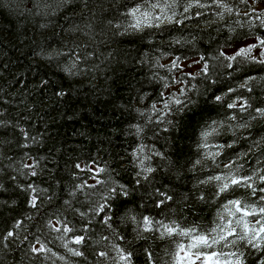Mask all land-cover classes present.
<instances>
[{
    "label": "trees",
    "instance_id": "16d2710c",
    "mask_svg": "<svg viewBox=\"0 0 264 264\" xmlns=\"http://www.w3.org/2000/svg\"><path fill=\"white\" fill-rule=\"evenodd\" d=\"M262 1L256 0L253 4V0H247L242 4L240 0H225L229 6L238 8L240 15L235 11L224 13L222 21L213 15L217 11L215 8L199 9L205 13L202 16H196L194 9L190 12L191 19L185 20L183 27L169 25L164 31L151 29L117 35L109 21L113 25L123 23L119 12L123 5H131L134 0H90L89 9L83 8L81 0H72L68 5L63 0H0V112L5 113L0 119L9 122L8 126L0 125V241L19 220L23 222L19 227L20 239L27 235L35 243L34 238L39 235L56 253V256L50 253L33 256L27 251L26 243L20 244L19 239L10 238L7 250L0 243V264H112L95 255L96 251L105 250L103 241L97 243L101 233L131 251L132 264H147L145 249L151 250L153 264H165L171 261L166 250H174V239H161L158 232H141L144 237L141 239L133 231L134 226L130 222L122 223L119 215L131 210L138 219L148 215L166 224L175 221L181 226H198L199 229L219 223L217 213L224 211L220 207L224 201L197 199L200 193L194 185L206 175L219 172L223 163L235 158L234 153H248L252 141L264 137V120H252L247 129L239 131L238 136L247 139H238L234 151L225 150L219 168L212 166L211 161L206 162L205 169L199 165L192 168L205 151L197 148L198 117L192 113L168 115L167 119L173 122L169 125L164 120L167 113L159 116V121H163L159 122L152 105L163 109L161 92L167 96L176 93L181 86L193 84L203 89L205 81L199 77L191 79L196 73L180 75L175 69L169 72L170 61L177 56L181 57V62L201 55L208 57L217 50L233 55L229 50L264 30L256 19L260 13L254 9ZM183 2L181 0V4ZM37 3L39 9L34 6ZM182 10V7L177 9ZM243 12L249 15L244 16ZM237 20L241 24H237ZM74 26H79L82 31H66ZM175 40H180L181 44H176ZM75 44L83 45L89 58L80 65L83 74L66 76L60 68L67 58L55 57L54 50L67 51ZM49 53L54 56L52 60L46 58ZM157 64L165 67H157ZM237 67L240 70L231 76L221 68L213 71L223 81L217 88L226 91L228 86L235 88L248 76L254 77L249 85L251 92L237 89L235 95L248 98L253 106L264 107V66L247 62L238 63ZM174 77L182 80L183 85L173 84ZM164 82L169 83L168 89L163 88ZM57 92H63V95L58 96ZM207 114L216 118L215 112ZM149 117H152L150 123ZM238 117L249 119L246 113L238 114ZM136 125L143 128L139 135ZM19 128L28 133L27 140ZM231 140L232 134L224 132L210 138L209 144ZM24 144L28 147L21 146ZM141 147L142 152L139 151ZM134 150L136 155H133ZM258 159L264 166V156L260 152L249 153L238 161L243 163L241 174H251L258 167ZM141 161L155 172L147 173L148 179L141 178L138 184L136 173L141 170L137 167ZM77 163L82 167L85 164L91 168L106 167L104 175H110L130 191L128 197L121 198L126 204L117 201L113 205L118 213L113 227L124 240L117 241L103 226L94 222L84 248L85 257L68 255L57 234L44 227L45 220L49 217L55 220L58 213L62 214L60 219L70 222V226L82 227L78 213L63 204L64 199H71L73 208L88 211V198L84 194H78L75 199L67 195L73 183L80 182L73 180L74 174L92 182L85 173L77 172L74 168ZM25 164L34 165L37 175H22V172L30 171L23 167ZM29 183L38 189H48V195L53 190L57 193L50 204L46 200L41 204L43 215L27 205L29 193L21 189ZM201 187L208 192L214 189L213 185ZM157 189L173 196V200L166 202L167 206H154L157 198L153 193ZM36 195L43 198L39 191ZM226 198L258 203L244 187L230 192ZM29 216L33 219H25ZM247 219L250 223L255 222L253 217ZM175 240L182 238L175 237ZM241 251L251 253L247 264H254L260 256L259 252L243 246ZM111 255L115 256V253Z\"/></svg>",
    "mask_w": 264,
    "mask_h": 264
},
{
    "label": "snow or ice",
    "instance_id": "6c2138e0",
    "mask_svg": "<svg viewBox=\"0 0 264 264\" xmlns=\"http://www.w3.org/2000/svg\"><path fill=\"white\" fill-rule=\"evenodd\" d=\"M71 2L72 0H63L65 5L71 4ZM81 3L84 9L90 8V0H81ZM240 3L246 4L247 0H240ZM255 3L256 0H253V4ZM34 6L37 9L40 7L39 3ZM122 7L123 10L119 12V15L123 17L124 22L113 25L109 21L117 35L137 34L151 29L164 31L169 25L183 27L184 21L191 19L190 12L194 9L197 10L196 16H202L205 13L198 11L199 9L215 8L217 11H214L213 15L221 21L224 19V13L232 14L235 11L237 15H240L239 9L234 5L229 6L225 0H210V2L208 0H184L183 4H181V0H134L131 5H123ZM180 7L183 10L177 11ZM252 11L255 14V10L253 9ZM243 15L248 16L249 13L244 12ZM256 19L260 21L261 26H264V9L261 10L260 15L256 16ZM236 23L241 24L239 20ZM249 26L252 27L251 24ZM86 27L90 29L91 26L87 25ZM66 31L75 33L82 31V29L79 26H74ZM84 34L88 35L87 32ZM174 42L181 44L180 40H175ZM54 53L55 57L67 58V62L61 65L60 68L66 76L83 74L84 69L80 65L89 58V53L83 45L75 44L73 47H69L67 51L54 50ZM46 58L52 60L54 56L49 53ZM237 58H240V60L238 61ZM209 61H214L215 63L210 65ZM247 62L264 66V34L257 35L255 42L234 49L233 55H228L223 50H217L214 55L208 57L201 55L198 58H194L192 63L199 67V71L191 79L195 80L199 77L200 80L205 81L203 89L197 84H193L190 87L181 86L176 93L167 96L165 92H161L160 99L163 101V109H158L156 104L152 105L153 111L157 113L158 121L160 115L167 113V115H164V120H167L169 125H172L173 122L167 119L168 115L192 113L194 117H198L196 122L200 124V131L197 148L205 151L201 152L200 159L193 163L192 168L199 165L202 169H205L207 161H211L212 166L219 168L221 158L225 155V150L234 151V145L238 139H247L246 137H239V131L247 129L250 126L249 122L252 120H264V107L253 106L248 98L235 95L237 89H247V91L251 92L252 89L249 85L255 79L254 77L248 76L235 88L228 86L226 91L217 88V85L222 84L223 81L213 74L215 69H224L231 76L233 72L240 70L237 67L238 63ZM156 66L165 67L159 64ZM167 67L169 72L175 69L180 75H190V73L181 71L183 65L179 56L173 58ZM171 82L183 85V81L177 77H174ZM163 88L168 89L169 83L164 82ZM56 95L62 96L63 92H57ZM193 96H195V99ZM201 97H203V100H201ZM201 105L204 107L201 108ZM208 112H215L216 118L209 116ZM245 113L249 117L248 120L238 117V114L242 115ZM3 116H5V113L0 112V117ZM151 120L152 117H149L148 122L150 123ZM8 123L7 120L0 119V125L8 126ZM135 127L136 133L139 135L143 128L139 125ZM19 131L26 140L29 138L28 133L23 128H19ZM224 132L232 134L231 142L209 144L210 138L219 137ZM32 139L35 141L34 137ZM21 146L28 147L27 144ZM212 149H215V151H212ZM139 151L142 152L143 148L141 147ZM255 152H260L264 156V137L259 140H253L249 145L248 153H234L235 158H229L226 163H223V167L219 172L206 175L194 185L200 193L196 197L197 199L202 201L210 199L217 203L221 200L224 201V203L220 204L224 211L217 213L219 223H214L212 227L208 229H199L198 226L184 227L175 221H170L166 224L162 220H155L148 215H142L138 219L136 215L131 213V210H126L122 215H119L120 221L122 223L130 222L134 226L133 231L141 239L144 238L141 232H158L161 239L165 237L173 238L175 248L174 250H166V255L171 257V261H166L165 264H247L248 255L251 253L241 251V246L245 249H251L252 252H259L260 256H257L254 264H264V166H261L262 161L258 159L256 161L258 167L254 168L251 174L242 175L243 163L238 162L249 153ZM133 155H136V150H134ZM155 155L160 154L155 153ZM23 167L30 169V171L27 173L22 172V175H37L34 165L25 164ZM137 167L141 169L136 173L138 184L141 178L148 179L147 173L155 172V169L151 166L145 167L143 161ZM74 168L77 172L85 173L88 179L92 181L89 183L74 174L73 180H79L80 182H74L72 189L67 191L68 197L72 199L77 198L78 194L81 193L88 198L87 212L73 208L71 199L63 200V204L67 208L72 209L74 213H78L82 227L77 229L75 226H70V222L60 219V215H62L60 213L56 214L55 220L51 217L46 219L44 227L50 232L57 234V239L62 242L68 255L85 257L84 248L88 244V234H90L94 222L103 226L117 241L124 240V236L119 234L113 227L114 221L118 216L113 205L117 201L121 204H126V200H121V198L128 197L130 191L127 186L113 180L110 175H104L107 173L106 167L91 168L87 164L82 167L81 164L77 163ZM13 179L15 180V177ZM205 185H213V191H205L201 187ZM241 187L249 190L251 196L255 197L258 203H249L237 198H226L230 192H234ZM21 191L29 193L27 205L40 215H43L41 204L45 200L50 204L57 196L55 190L48 195V189H38L36 185L31 183L27 184ZM38 191L43 198L36 195ZM153 195L157 198L154 201L156 208L167 206L166 202L173 200L172 195L159 189ZM92 197L95 198L92 199ZM187 198L185 196V199ZM248 217H253L255 222L250 223L247 219ZM25 219L31 220L33 217L29 216L25 217ZM22 226V221H16L12 228L3 236V240L0 243L3 244L5 250L9 248L8 241L11 238L13 240L19 239L20 244L26 243L27 251L33 256L49 253L51 256H56V253L47 247L39 235L35 236V243L27 235L20 239L19 227ZM175 237H181L182 240H175ZM101 241L105 244V250L95 252V255L101 261L108 260L112 264H132L133 253L131 251L118 243L111 242L109 235H104L103 233H101L100 240L97 243ZM70 245H75V247ZM225 249H228V251H225ZM145 252L147 253V264H153L151 250L145 249ZM112 253H115V256H112ZM59 259L63 260L64 257H59Z\"/></svg>",
    "mask_w": 264,
    "mask_h": 264
},
{
    "label": "rangeland",
    "instance_id": "374dc122",
    "mask_svg": "<svg viewBox=\"0 0 264 264\" xmlns=\"http://www.w3.org/2000/svg\"><path fill=\"white\" fill-rule=\"evenodd\" d=\"M254 9H256L257 11L261 10V5H256ZM252 42H255V39L247 40L244 43L235 46L234 48H232L230 50V52L233 53V50L236 49L237 47H243V46H246V44L252 43ZM181 63L183 65L181 71H183V72L194 74V73H197L199 71V67L196 64H193L192 60L183 61Z\"/></svg>",
    "mask_w": 264,
    "mask_h": 264
},
{
    "label": "flooded vegetation",
    "instance_id": "af4514ba",
    "mask_svg": "<svg viewBox=\"0 0 264 264\" xmlns=\"http://www.w3.org/2000/svg\"><path fill=\"white\" fill-rule=\"evenodd\" d=\"M257 5H261V10L264 9V1L258 3ZM263 6V7H262ZM255 8V7H254ZM261 10H259V13L261 14ZM257 11V10H256ZM261 34H264V30H261L257 35H261ZM256 36L253 38L255 39Z\"/></svg>",
    "mask_w": 264,
    "mask_h": 264
},
{
    "label": "bare ground",
    "instance_id": "6f19581e",
    "mask_svg": "<svg viewBox=\"0 0 264 264\" xmlns=\"http://www.w3.org/2000/svg\"><path fill=\"white\" fill-rule=\"evenodd\" d=\"M247 11H248V10H247ZM243 13H244V12H243ZM237 45H238V44H237ZM229 51H230V50H229ZM229 51H228V52H229Z\"/></svg>",
    "mask_w": 264,
    "mask_h": 264
}]
</instances>
